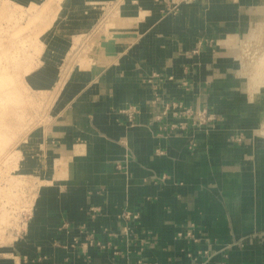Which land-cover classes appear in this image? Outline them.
Masks as SVG:
<instances>
[{"label": "crops", "instance_id": "1", "mask_svg": "<svg viewBox=\"0 0 264 264\" xmlns=\"http://www.w3.org/2000/svg\"><path fill=\"white\" fill-rule=\"evenodd\" d=\"M116 1L61 0L36 42L22 83L49 104L14 148L34 192L0 264H264V76L254 99L243 68L264 0Z\"/></svg>", "mask_w": 264, "mask_h": 264}, {"label": "rangeland", "instance_id": "2", "mask_svg": "<svg viewBox=\"0 0 264 264\" xmlns=\"http://www.w3.org/2000/svg\"><path fill=\"white\" fill-rule=\"evenodd\" d=\"M60 2L45 0L24 6L17 0H0V242L7 240L8 232L14 236L20 232L33 196L29 183L15 178L14 148L26 131L40 122L49 100L43 103L27 92L22 75L34 65L36 42L51 25ZM123 2L116 3L115 11H120ZM241 46L243 52L244 43ZM77 47L75 44L72 48L76 55L81 51ZM74 57L63 66L58 84L66 77Z\"/></svg>", "mask_w": 264, "mask_h": 264}, {"label": "bare ground", "instance_id": "3", "mask_svg": "<svg viewBox=\"0 0 264 264\" xmlns=\"http://www.w3.org/2000/svg\"><path fill=\"white\" fill-rule=\"evenodd\" d=\"M251 39L252 38H250V40ZM244 58L246 60L243 64V68L245 73L248 75L250 82L248 83V86L253 89L251 90V92L253 93V98L257 99V74L261 78H263L264 76V58H257V43H254V45L252 42L248 43L247 49L244 53Z\"/></svg>", "mask_w": 264, "mask_h": 264}, {"label": "built area", "instance_id": "4", "mask_svg": "<svg viewBox=\"0 0 264 264\" xmlns=\"http://www.w3.org/2000/svg\"><path fill=\"white\" fill-rule=\"evenodd\" d=\"M182 114H185V116L189 119H191L192 123H197V124H201V123H205L208 122L209 120L212 119V114L209 113L205 108H201V109H192L189 107H183L182 109H180V111ZM162 113L164 114L165 111H162ZM129 118L132 117V114L128 115ZM186 125V121L185 120H181L179 122H177V124H171V127H178V129H182L184 126ZM121 216L123 218H129L131 217H137V214H132L129 211H125L121 214Z\"/></svg>", "mask_w": 264, "mask_h": 264}]
</instances>
